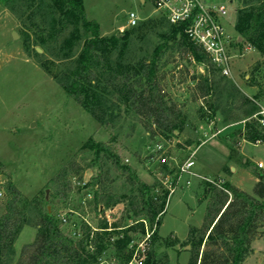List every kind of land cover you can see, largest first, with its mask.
Here are the masks:
<instances>
[{"label": "rangeland", "instance_id": "rangeland-1", "mask_svg": "<svg viewBox=\"0 0 264 264\" xmlns=\"http://www.w3.org/2000/svg\"><path fill=\"white\" fill-rule=\"evenodd\" d=\"M201 1L207 5H224L227 13L221 21L238 38L235 26L239 0ZM42 2L53 5L56 18L54 0H0V180L12 181L20 191L19 205L27 223L14 243L10 264H16L22 247L35 236L36 229L31 224L37 205L57 215L62 230L71 237H80L82 223L92 228L102 226V229L96 228L94 235L100 242L89 244L85 249L102 247L96 264H127L138 243L145 247L144 264H188L187 233L189 226L198 227L202 222L207 184L218 180L227 182L226 177L240 189L252 192L256 178L246 168H240L242 156L235 151L240 132L244 133L251 121L236 122L222 129L227 123L212 109L218 103L215 92L206 98H197L192 91L195 80L191 77L198 76L203 65L187 55L182 58L167 44L160 53L157 73L161 76L162 91L180 109L184 126L174 133L147 131L144 121L130 109L122 89L114 85L111 77L112 73L122 76L126 72L135 76L130 77L131 81L139 78L141 60L150 58L156 45L164 41L160 33L165 30L166 22L160 18L161 14L153 12L149 2L141 4L138 0H82L87 18L97 22L100 36L116 33L127 41L125 47L120 43L115 47H97L100 62L92 88L100 98L96 117L92 116L56 81L63 78L61 74L70 69L76 57L68 56L65 41L73 26L64 27L56 39L49 36L59 24L47 22ZM128 11L139 14L141 20L137 26H125ZM70 39L69 43L73 41ZM77 43L72 42L71 47L75 48ZM37 47L40 52L34 51ZM233 52L237 55L232 58L231 75L222 77L233 81L247 96H255L258 88L264 87V58L242 38ZM220 76L217 72L215 77ZM214 128L220 131L215 132ZM89 137L107 142L119 154L121 162L131 165L137 176L152 187V193L159 189L164 199L158 214L160 223L151 227L154 230L148 239L133 221L137 218L125 214L128 197L136 192V187L114 170L107 159L99 170L102 186L97 187L99 191L108 189L122 196L121 201L103 210L94 202L96 185L91 179L97 169L92 165L94 153L85 145ZM217 140L230 146L229 163H225V150ZM157 148L158 154L167 156L166 167L173 170L193 153L195 163L191 169L196 175L184 174L169 197L155 174L158 165L150 159ZM243 148L252 160L264 162V144H245ZM232 163L239 168L229 177ZM64 168L70 190L62 200H56L49 180ZM186 179L189 184L185 183ZM261 231L242 264H264V226Z\"/></svg>", "mask_w": 264, "mask_h": 264}, {"label": "trees", "instance_id": "trees-1", "mask_svg": "<svg viewBox=\"0 0 264 264\" xmlns=\"http://www.w3.org/2000/svg\"><path fill=\"white\" fill-rule=\"evenodd\" d=\"M54 1L58 12L56 18L53 5L48 6L42 2L45 5L44 15L47 22L50 25L59 24L58 29L49 36L56 39L62 34L64 27L72 25L73 29L65 41L69 49L68 56H76L70 69L61 74L60 77L63 78H56V81L68 96L96 117L100 96L92 88V83L96 80V69L100 62L97 47H115L118 43L125 47L127 41L116 33L108 37L100 36L98 24L95 20L87 18L82 0ZM239 2L235 26L237 33L264 58V0ZM160 18L166 22L165 30L162 29L160 33L164 41L156 45L150 58L141 60L139 78L131 81L130 77L135 76L126 72L122 76L116 73L111 76L114 77V85H119L122 89L130 109L144 121L147 131L158 129L174 133L184 126L180 109L162 91L159 78L161 76L157 73L160 53L166 49L167 44L182 58L187 55L203 65L202 72L196 77H191L195 80L192 91L197 98H206L215 92L218 103L213 104L212 109L219 112L224 123L240 121L256 111L257 106L251 97L244 94L233 81L222 76L215 77L217 68L203 50L187 37L183 24H171L163 16ZM70 38L72 42H78L75 48L71 47ZM34 51L37 52L36 49ZM263 92L264 87H259L255 97ZM211 100L209 99V102L212 104ZM243 135L247 140L264 142V126L251 121ZM198 144L199 142L196 145ZM85 145L93 151L92 165L97 169L91 179L92 184L96 185V205L108 207L120 202L122 197L108 189L99 191L97 187L102 186L99 170L107 159L114 170L121 173L130 185L136 187V192L128 197L126 217L137 218L133 221L142 218L152 224L162 211L164 199L160 196L154 199L152 187L137 176L131 165L122 163L119 154L107 142L89 137ZM245 164L251 167V172L256 178L251 193L229 182H222L220 186L207 184V204L202 222L198 227L189 226L187 233L190 245L188 264H242L252 251L251 243L262 233L261 228L264 226V168L257 167L250 161ZM49 185L52 186L56 200L66 197L70 190L66 168L59 170L49 180ZM3 186L5 197L1 201L0 212V264H10L14 243L27 223L26 214L19 205L20 191L10 180L5 181ZM33 217L34 222L31 225L36 229L35 236L30 243L22 247L16 264H96L102 247L86 251L85 249L89 244L97 245L100 242L94 235L98 231L96 228L102 229V226L92 228L87 223H82L78 232L80 237L75 238L62 230L58 216L48 209L43 211L37 205ZM136 223V226L143 229L141 222ZM159 223L158 218L157 224ZM151 258H155L154 252L151 253Z\"/></svg>", "mask_w": 264, "mask_h": 264}, {"label": "built area", "instance_id": "built-area-1", "mask_svg": "<svg viewBox=\"0 0 264 264\" xmlns=\"http://www.w3.org/2000/svg\"><path fill=\"white\" fill-rule=\"evenodd\" d=\"M141 4L149 2L153 7V12H158L171 24H183L184 32L187 37L200 47L207 55L210 62L217 68L221 76L230 77L232 58L237 54L233 52L235 46H238L240 40L233 34L229 33L221 18L227 13L224 5H207L201 0H138ZM141 18L138 13L128 11L126 13L127 27H135L139 24ZM254 104L257 106L255 112L242 120V122L256 121L260 126H264V92L259 96H250ZM215 132H219L214 128ZM260 141V140H256ZM159 149H154L151 153L150 159L155 160L158 168L155 169V174L159 182L164 186L165 194L169 197L178 187L184 174L195 176L192 171L194 165L193 153L185 158L176 168L170 169L168 165L167 156L158 154ZM257 167L263 168V163L258 161ZM202 178V177H201ZM5 182V181H4ZM4 182L0 180V199L5 197ZM189 184V179L185 180ZM215 185L220 186L222 181H210ZM154 199L161 196L159 189H154L152 193ZM87 197H91L87 193ZM99 207V206H98ZM103 210V206L99 207ZM158 216L155 221L150 224L145 219H138L134 222H141L142 228L145 231V238L148 239L156 226ZM150 228H149V227ZM145 247L142 243H138L132 249V255L127 264H144Z\"/></svg>", "mask_w": 264, "mask_h": 264}, {"label": "crops", "instance_id": "crops-1", "mask_svg": "<svg viewBox=\"0 0 264 264\" xmlns=\"http://www.w3.org/2000/svg\"><path fill=\"white\" fill-rule=\"evenodd\" d=\"M6 14H7V13H6ZM242 120H243V119H242ZM242 120L237 121V122L244 123V122H242ZM234 123H236V122L227 123V124L225 125V127H223L222 129L227 128L228 126H231V125L234 124ZM240 137H241V139L237 141V148H236V150H235V151L237 152L238 155H241V156H242V165H241L240 168H246L247 170H249V171L251 172V167L248 166L247 164H245L246 161H250V162H252L253 165H256V163H257L258 161H261V162L263 163V168H264V162H263L261 159H257L256 161L252 160V159L248 156V154L244 151V148H243V147L245 146V144L258 145V144H264V142H261V143H260V142H257V143L249 142V141H247V140L244 138L243 132H240ZM217 142H218V145H219L220 147H223V149L225 150V154H224V157L226 158V159H225V161H226L225 163H229V162L231 161V157H232V156H231L232 152L230 151V150H231L230 146L227 145V144L225 143V141L223 142V141H219V140H217ZM237 168H239V166L233 165V163L229 166V171H230V173L228 174L229 177L231 176V174H233V173H235V172L237 171ZM225 181L231 183L229 180H227L226 177H225ZM254 183H255V182H254ZM231 184H233V183H231ZM233 185H235V184H233ZM235 186H236V185H235ZM237 187H238V186H237ZM174 235H175V234H174ZM175 236H176V235H175Z\"/></svg>", "mask_w": 264, "mask_h": 264}, {"label": "water", "instance_id": "water-1", "mask_svg": "<svg viewBox=\"0 0 264 264\" xmlns=\"http://www.w3.org/2000/svg\"><path fill=\"white\" fill-rule=\"evenodd\" d=\"M238 40H241V37L240 36H238ZM36 50L38 52H40V49L38 47L36 48ZM45 193H46V195H45V201H47V193H48V190L47 189H46Z\"/></svg>", "mask_w": 264, "mask_h": 264}]
</instances>
